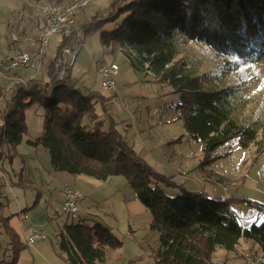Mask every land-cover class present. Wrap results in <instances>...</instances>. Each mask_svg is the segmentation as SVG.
<instances>
[{"label":"trees","instance_id":"16d2710c","mask_svg":"<svg viewBox=\"0 0 264 264\" xmlns=\"http://www.w3.org/2000/svg\"><path fill=\"white\" fill-rule=\"evenodd\" d=\"M109 8L105 19L90 17L96 22L90 21L85 30H102L99 43L104 48L126 47L123 58L131 68L144 75L149 71L156 83L168 85L178 96L177 120L189 139L201 146L199 168L209 165L210 156L230 140L243 148L255 142L254 125H242L232 117L234 89L208 88L176 60L174 32L204 41L235 62L264 58V0H114ZM107 23L114 27L101 28ZM67 43L61 40L55 55ZM54 73L52 60L47 83L30 79L0 88V160L5 155L10 162L28 134L25 112L42 108V135L27 143L41 146L53 171L98 181L121 177L149 213L147 232L139 242L143 255L127 264H140L145 256L153 264H221L211 258L214 251L232 252L241 238L257 247L264 264V204L242 199L244 207L262 214L258 223L244 229L234 201L187 190L154 172L111 119L107 126L100 119L106 97L77 86L69 74L58 79ZM163 187L178 193L170 197ZM5 197L0 185V235L8 241L5 247L0 241V264H16L25 245L9 226L10 216L2 213ZM58 237L66 264H109L110 253L122 247V241L99 222L65 225Z\"/></svg>","mask_w":264,"mask_h":264},{"label":"crops","instance_id":"0c3cea01","mask_svg":"<svg viewBox=\"0 0 264 264\" xmlns=\"http://www.w3.org/2000/svg\"><path fill=\"white\" fill-rule=\"evenodd\" d=\"M47 1L50 0H0V60L11 55L13 47H19L28 52H35L40 49L41 45L38 42V33H40L41 28L40 6ZM79 23H83V20ZM59 43L58 37L50 39L40 72L35 73L30 70L2 72L0 74L1 90L9 89L17 80L41 79L44 83H47L48 69L55 57L58 48L56 46H59ZM80 45L77 57L82 50ZM91 62L96 72L99 63L98 61ZM128 64L125 58H123L122 64H118L120 73L117 77L118 80L116 79V91L112 94L114 96L112 99H109V93L98 86V77L97 80L88 78L86 70L78 71L77 76L79 79H74L77 82L79 81L80 86H77L98 91L108 99L105 103L106 111L100 113V119L105 122V126H107V119H111L117 130L124 133L126 140L133 145L134 149L152 170L157 168V173L172 178L175 184L183 185L185 181H176V175L181 174L182 170H179L180 168L174 160L177 158L186 160L187 158L183 157L177 149V145L180 143H175L180 132H173L172 127H168L169 124L178 123L182 125V123L176 118L174 122L169 123L163 117L157 119L156 115L152 113L153 110L158 111L157 105L153 109V104L147 114H141L140 103H143L146 98H150L152 95V88L149 87L148 82L146 84L142 82L150 79L133 68L129 71ZM74 66L75 64L70 69L72 72ZM128 72H130L129 78H126ZM118 83L120 86H117ZM147 103H149L148 100ZM34 112L43 118L44 110L42 108L36 109ZM160 114H162V111H160ZM124 130L126 131L124 132ZM40 137H36L34 141ZM178 137H183L186 142L192 141L186 133ZM22 143L17 146V155L10 162L5 158V155L0 160V185H2L3 192L6 195V199L2 201L6 204L2 213L5 216H10L9 226L19 235L23 244L24 239L35 232H42L46 235V238L37 240L32 245L24 244L25 248L20 251L16 264L67 263L65 255L59 250L58 235L65 225L75 224L71 223V218L62 214L60 210L63 201V189L70 185L79 189L82 194L80 210L85 203L84 215L79 217L78 222H87L92 225L94 221L97 222L95 217H98V222H101L114 237H118L122 241V247L110 253L109 264H127L128 261L143 255L139 248V242L147 232L150 215L136 199L124 179L122 181L121 177H111L105 181H98L87 176L72 177L65 173L55 172L51 169L48 154L41 146L34 147L27 143L25 147L20 149ZM16 157H19L21 162V172L18 175L11 172V175L15 177L12 178L10 174L7 177L6 167L13 169V159H16ZM190 177L204 192L206 191L205 185L201 186L194 176ZM10 184H20L35 190L38 198L34 201L35 204H26L24 208L20 207L18 223L15 224V227L11 224L13 215L8 212ZM98 192L103 194L101 198H96L95 195ZM206 194L210 198H215V200L222 199V197ZM240 219L243 228L249 229L253 223H258L262 217L259 219L254 217L246 219L245 216H241ZM227 253L228 251L225 249L217 248L211 258L222 263ZM240 262L242 261L231 259L226 264H241ZM140 264L153 263L145 256Z\"/></svg>","mask_w":264,"mask_h":264},{"label":"rangeland","instance_id":"374dc122","mask_svg":"<svg viewBox=\"0 0 264 264\" xmlns=\"http://www.w3.org/2000/svg\"><path fill=\"white\" fill-rule=\"evenodd\" d=\"M113 1L93 0L91 4L75 17L76 33L74 38H76L77 47L81 44L80 48L82 50L76 59L73 72L70 70L66 73L73 78L72 80H75L74 78L79 79L77 72H80L82 69L87 71L88 78L97 80V73L94 71L91 61H98L99 65L111 62L116 64L123 63L122 57H124L127 51L126 47L119 44L104 48L99 43L102 30H96L94 27H89L85 30V25L90 21H95L90 17L97 15L100 19H105L111 14L109 7ZM82 20L83 23L80 24L79 22ZM121 20L122 17L118 18L116 23H119ZM113 27L114 23H107L101 28L108 31ZM174 33L177 50L176 60L184 62L186 70L192 75L200 76L208 88L214 90L225 87L233 88L234 95L232 96V106L230 107L233 119L242 125L253 124L256 129V140L254 143L247 144L243 148L236 139L230 140L210 156L212 162L209 165L205 164V168H199L203 160L200 143L195 141L186 142L183 137H178L183 133L185 134L183 126L178 123L169 124L170 126L168 127H172L173 132H180L177 136L179 141L176 138L178 143H180L177 145V149L183 157L187 158L186 160L181 158L174 160L176 165L179 166V170H182L181 174L176 175V181H185V184L182 186L187 190L202 192L201 187L190 179V176H194L201 186H206V193L211 194V196L222 197L220 200L234 201L233 209L240 217L245 216L246 219L252 217L259 219L262 217L261 212L244 207L241 201L245 199L264 204V58L260 57L251 62H235L230 56H221L218 51L204 41L189 40L178 34L177 30ZM128 67V70L131 71L132 69L129 64ZM129 74L130 72L127 73L126 78H129ZM145 75L150 80L142 83L146 84L148 82L149 87L152 88V95L150 98H146V101L140 103V107L142 108L141 114H147L153 104V109L157 105L158 111L153 110L152 112L156 115L157 119L163 117L168 123L174 122L175 118L177 120L178 117V112L177 110L175 111V105L179 102L178 96L172 94V90L168 85L158 84L155 82L156 79L153 76L147 73ZM18 81L24 80H17L16 82ZM78 82L77 85H79ZM117 86H120L119 83ZM108 95H110L109 99L114 98L112 94ZM147 100L149 103H147ZM160 111H162V114H160ZM25 121L29 133L24 136L20 149L26 146L28 140L33 142L43 132V118L36 115L34 109L25 112ZM13 160V169L6 167V171H8L7 177H9V174L11 175V172L15 175L21 172L19 157ZM153 171L157 173L158 169H153ZM11 176L12 178L15 177ZM164 177L172 181V178ZM121 179L124 181L123 178ZM10 187L8 212L13 215L11 224L15 227V224L18 223L20 207L24 208L26 204L32 205L38 198L35 190L25 186L10 184ZM162 189L170 197L178 193L175 189H165L164 187ZM95 196L96 198H101L103 194L98 192ZM83 205L79 211V215L72 219V221L70 220L71 223H78L79 217L84 215L85 203ZM95 219L98 222V217H95ZM118 239L120 240V238ZM0 241L5 247L6 239L4 236L0 235ZM236 244L234 250L227 253L225 260L222 263H218L226 264L231 259L241 260V264L262 263L263 256L257 251V247L254 244L249 241L246 242L244 238H241ZM0 259H3L1 254Z\"/></svg>","mask_w":264,"mask_h":264},{"label":"built area","instance_id":"2783aa9c","mask_svg":"<svg viewBox=\"0 0 264 264\" xmlns=\"http://www.w3.org/2000/svg\"><path fill=\"white\" fill-rule=\"evenodd\" d=\"M93 0H61L47 1L41 7V28L38 33V42L41 47L35 52H28L19 47L11 49V55L0 60V74L14 70H30L40 72L43 60L46 56L47 46L52 37L68 40L61 46L59 54L53 59L54 69L58 79H63L66 73L76 62L78 47L75 36V17L85 9ZM147 66V65H146ZM145 66V67H146ZM119 65L116 63L100 64L96 67V73L101 89L113 94L116 91V79L119 74ZM147 74L153 76L149 71ZM63 201L61 212L68 218L74 219L79 215L82 194L75 187L67 186L63 189ZM46 235L42 232L32 233L24 239L25 245H32L37 240H44Z\"/></svg>","mask_w":264,"mask_h":264}]
</instances>
